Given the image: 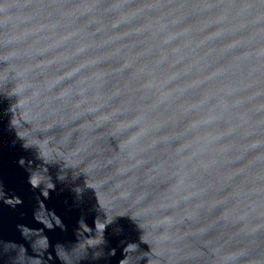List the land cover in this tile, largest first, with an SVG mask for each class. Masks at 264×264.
<instances>
[{
  "label": "water",
  "instance_id": "obj_1",
  "mask_svg": "<svg viewBox=\"0 0 264 264\" xmlns=\"http://www.w3.org/2000/svg\"><path fill=\"white\" fill-rule=\"evenodd\" d=\"M0 186V264H264V0H0Z\"/></svg>",
  "mask_w": 264,
  "mask_h": 264
},
{
  "label": "clouds",
  "instance_id": "obj_2",
  "mask_svg": "<svg viewBox=\"0 0 264 264\" xmlns=\"http://www.w3.org/2000/svg\"><path fill=\"white\" fill-rule=\"evenodd\" d=\"M19 164L21 166H24L25 164V160L23 158H21L19 160ZM31 164V162H29V165ZM48 171V169H47ZM60 177V176H59ZM60 179V178H59ZM62 180V179H60ZM29 183L31 184V186L33 188H37V187H40V185L42 184L41 182H38L33 176L32 174L30 175L29 177ZM55 185L51 182H49V184L47 185V187L43 188L42 190V194L44 197H48L49 195V189H54ZM0 189H2V186H0ZM74 191L77 193V195L79 196V194L81 193V189L79 187L75 188ZM22 201L17 197L16 198V201H15V205L17 204H21ZM46 214H47V218H41L37 215H35V219L42 223L47 229L51 230L53 229L54 227V224L55 226H58L60 227L61 229H64V225L62 224L61 222V219L54 213V212H49V211H46ZM54 222V223H53ZM83 221H80V225ZM84 223V222H83ZM106 225L108 224H105V225H101V229H102V239L99 243L95 244V245H85L84 249H83V253L82 255H79L77 256L75 254L76 252V248L78 245H76L73 249H71V251H66L64 249V247L62 245H57L56 246V253H57V256L62 260L64 261V264H76V262L84 255L87 254V249L88 248H95L99 245H101L102 243H104V230H105V227ZM19 228V230L21 231V234L26 238H30V237H36L35 241L32 243V247L34 249V245H36L37 243H40L42 244L44 247L42 248L41 250V255L43 254V252L45 250L48 249L49 247V240L47 238V236L43 235V229H30L28 228L27 226H24V225H18L17 226ZM89 228V227H88ZM90 229V228H89ZM97 231V225L95 223V233ZM92 232V229H90V231H88L87 233H91ZM95 236V235H94ZM7 247H11V248H16L17 246L15 244H11V245H6V248ZM57 249H63L64 253H65V256L67 257V259H65L64 257L60 256L59 252L57 251ZM124 253L126 254L125 255V258L123 260L120 261V264L122 261H125L128 259V256L129 254L131 253L133 255V264H137V261L140 259V256H139V259L136 260L135 257L137 256L136 255V251H137V245L134 244V243H129L127 244V246L123 249ZM111 255H114L115 254V249L112 250V252L110 253ZM96 255L98 256V252L96 253ZM30 261H31V258H28L26 260L25 258V249L23 246H20L19 247V254L18 256L15 258V264H30ZM43 264V262H42Z\"/></svg>",
  "mask_w": 264,
  "mask_h": 264
}]
</instances>
